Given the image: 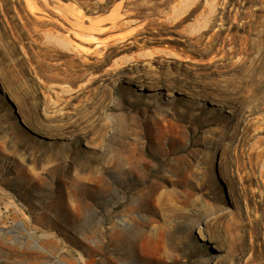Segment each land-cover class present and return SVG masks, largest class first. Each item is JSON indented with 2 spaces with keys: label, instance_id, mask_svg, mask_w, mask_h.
<instances>
[{
  "label": "rangeland",
  "instance_id": "rangeland-1",
  "mask_svg": "<svg viewBox=\"0 0 264 264\" xmlns=\"http://www.w3.org/2000/svg\"><path fill=\"white\" fill-rule=\"evenodd\" d=\"M0 264H264V0H0Z\"/></svg>",
  "mask_w": 264,
  "mask_h": 264
}]
</instances>
